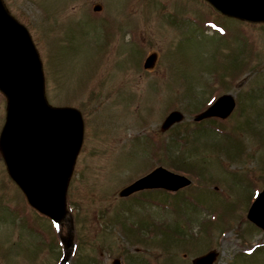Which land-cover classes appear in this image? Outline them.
<instances>
[{
    "label": "rangeland",
    "instance_id": "rangeland-1",
    "mask_svg": "<svg viewBox=\"0 0 264 264\" xmlns=\"http://www.w3.org/2000/svg\"><path fill=\"white\" fill-rule=\"evenodd\" d=\"M0 1L35 46L46 103L75 109L83 129L56 224L28 206L0 154V264H192L210 251L213 264H264V233L240 222L264 182V23L202 0ZM222 95L235 109L208 126L224 132L190 130ZM5 109L0 93V133ZM172 111L179 122L162 130ZM157 166L192 184L118 196Z\"/></svg>",
    "mask_w": 264,
    "mask_h": 264
},
{
    "label": "water",
    "instance_id": "water-1",
    "mask_svg": "<svg viewBox=\"0 0 264 264\" xmlns=\"http://www.w3.org/2000/svg\"><path fill=\"white\" fill-rule=\"evenodd\" d=\"M219 12L247 21H264V0H206ZM155 56L144 67L151 68ZM0 90L8 109L0 146L11 178L24 192L32 207L53 221L64 212V192L81 142L82 125L76 111L50 109L45 104L38 57L25 29L4 10L0 2ZM234 107L231 96L220 97L197 117L226 118ZM171 113L163 129L178 122ZM189 184L183 177L161 168L139 179L120 192L126 197L145 188L177 190ZM247 219L264 231V187L247 213ZM210 252L193 264H212Z\"/></svg>",
    "mask_w": 264,
    "mask_h": 264
}]
</instances>
